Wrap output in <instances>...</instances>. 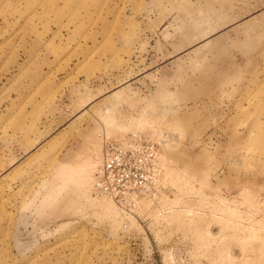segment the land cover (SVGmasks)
<instances>
[{"label": "rangeland", "instance_id": "1", "mask_svg": "<svg viewBox=\"0 0 264 264\" xmlns=\"http://www.w3.org/2000/svg\"><path fill=\"white\" fill-rule=\"evenodd\" d=\"M134 133L135 213L93 192ZM0 264H264V0H0Z\"/></svg>", "mask_w": 264, "mask_h": 264}, {"label": "built area", "instance_id": "2", "mask_svg": "<svg viewBox=\"0 0 264 264\" xmlns=\"http://www.w3.org/2000/svg\"><path fill=\"white\" fill-rule=\"evenodd\" d=\"M159 144L142 133L105 138L93 192L135 213V199L152 201L163 190ZM133 209V210H131Z\"/></svg>", "mask_w": 264, "mask_h": 264}, {"label": "bare ground", "instance_id": "3", "mask_svg": "<svg viewBox=\"0 0 264 264\" xmlns=\"http://www.w3.org/2000/svg\"><path fill=\"white\" fill-rule=\"evenodd\" d=\"M138 199H139V198H138ZM138 199H135V204H134L135 206L137 205V204H136V203H137V201H139Z\"/></svg>", "mask_w": 264, "mask_h": 264}]
</instances>
